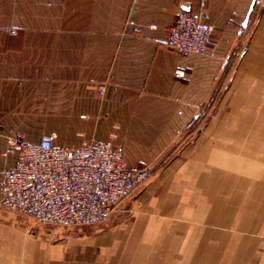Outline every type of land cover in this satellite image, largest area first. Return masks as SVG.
I'll use <instances>...</instances> for the list:
<instances>
[{"label": "crops", "instance_id": "obj_1", "mask_svg": "<svg viewBox=\"0 0 264 264\" xmlns=\"http://www.w3.org/2000/svg\"><path fill=\"white\" fill-rule=\"evenodd\" d=\"M89 1L91 5L113 3ZM121 1L129 7L130 16L135 3ZM4 2L0 0V11L18 10L13 0L8 8ZM67 2L29 0L27 10L42 6L46 10L42 19H48L54 6L58 20H63ZM73 4L78 7L82 0ZM177 5L187 13H207L212 32L204 55L179 56L166 43L167 25L148 23L144 17L135 26L124 25L118 35L73 39L74 60L84 59L82 53L88 52L90 69L94 68L89 75L112 80L97 104L76 88L79 96L73 106H120L121 113L105 110L98 136L110 138L111 122L121 123L126 132L140 130L138 140L150 132L143 136L155 140V147L137 141L132 152L124 150L123 155L130 168L152 174L114 209L106 223L44 247L42 260L32 264H264V0H180ZM48 29L43 22L39 37L0 35V129L13 122L12 106L24 97L29 77L49 76L38 61L50 59V44L58 59L57 101H66V64L60 61L65 60L66 41L71 39L50 37ZM15 60L27 61L29 72L18 71L21 64L15 66ZM176 69L183 70L184 76H176ZM78 70L74 64V75L81 74ZM216 86L221 91L212 103ZM113 92L122 93V100L114 99ZM141 96L153 99L144 102V111L136 112L141 101L132 98ZM195 122L200 125L201 143L191 146V158L186 146L184 178L178 163L156 168L152 155H161L163 142L176 140L183 131L194 137ZM116 130L117 126L113 133ZM6 137L0 155L8 147ZM227 141H232V148ZM151 147L156 148L154 152ZM227 155L233 156L232 162ZM1 157L5 165H0V171L12 166L16 154Z\"/></svg>", "mask_w": 264, "mask_h": 264}, {"label": "rangeland", "instance_id": "obj_2", "mask_svg": "<svg viewBox=\"0 0 264 264\" xmlns=\"http://www.w3.org/2000/svg\"><path fill=\"white\" fill-rule=\"evenodd\" d=\"M67 1L63 20H58V11H56V7L54 6H50L49 8L48 19H42L46 10L40 9L42 6H40L37 11L33 10L32 12L27 10L29 0H13L14 7L18 9L17 11H0V35L18 38L39 37L41 36V25L43 22H46L49 26L48 30L50 37L57 38L58 36H65L67 40L68 38L71 39L66 41L67 51L65 60L60 61V63L66 64L65 84L67 97L65 103L63 101L58 103L57 101L58 88L56 86L58 80V59L56 50H53V45L50 44V59L38 61L40 62L38 64L39 67L42 66L43 69L49 70V76L29 77L32 78V80H29L27 85H25L28 90L24 97L19 100V104L15 102L14 106H12L13 108L11 109L10 115L12 116L13 122L1 125L0 148L6 140V134L15 131H21L24 137L30 141H35L42 134L54 133L56 139L55 144L66 143L72 147L83 146L93 140L107 141L116 146L122 152V155L124 150L126 152H132L133 143L137 141L149 142L148 144L153 143L154 146L152 147H155V140H149L143 136L150 132H144L141 135L142 139L138 140L136 138H138L137 135L140 130L137 129L135 131L136 133L132 132V130L126 132L125 127H121V123L116 125L117 130L114 133L113 128L116 126L112 122L109 124L111 129L110 138L103 139L101 138L102 136H98L105 110L107 114H113L115 112L121 113L122 108H120V106L117 108L110 107L108 109L98 108L97 106L93 108L91 106H73L74 100L79 96L78 92L74 93L76 88L77 90L83 89L86 92L84 93L85 98H87V100H97V104L98 100L104 97L108 85L112 83L109 82L112 81L110 80L111 77L105 75H89L90 70H94V68L90 69L88 52L82 53L84 59L74 60V54L72 52L74 48L73 39L80 37L90 38L95 36L118 35L120 34V30L124 28V25L135 26L137 20L139 21L142 17H144V20L148 21V23L151 20H155L154 23L158 22L161 25L165 24L167 25L166 28H168V25L173 21L175 11L179 9V5L177 4L180 0H145L146 2L143 4L137 3L138 0H134L135 2L130 0V6L133 3H135L133 5H136L134 6L136 13L135 9L134 11L132 9L130 16L128 13L129 7H127L125 2L122 4L121 0H113L111 4L97 2L94 3V5H91L92 3L89 0H82V4L78 7H74V0ZM4 3H7V5L3 7L8 8V4L11 2L7 0V2ZM173 7H175V9H173ZM36 8L37 5H35V9ZM77 8L79 10H77ZM172 9L173 11L171 13ZM154 23H150L149 25ZM177 54L181 57L185 56L178 52ZM13 62L15 66L19 65V63L21 64L18 71L29 72V65L25 64L27 61L15 60ZM74 64H78L80 75H74ZM14 71H16V69H14ZM32 82L34 83L33 87L32 84H30ZM220 91L221 86H219V88L216 86L215 90L211 92L210 100L212 103L217 101ZM47 93H49V101L47 99ZM122 96L120 92H113V98L118 101L122 100ZM132 99H137V102L139 100L141 101L137 104L135 111L142 112L144 111V102L152 101L153 98L141 96L140 98L133 97ZM148 111H150L149 108ZM152 111L154 112V110ZM102 126L104 125L102 124ZM142 126L145 127L146 125L143 124ZM147 126L152 128L151 125ZM153 127L158 129L160 125H153ZM193 127L194 137H190L189 135L187 137L183 131L176 140L163 142L161 155H152L156 168L166 164L178 163L180 166L179 171H183L184 178L186 173L184 171L185 164L187 163V159L192 156L191 146L193 144L197 145L199 142L201 143L197 135L200 125H197L195 122ZM231 143L232 141H227V145L232 148L233 143ZM186 146H189L188 158ZM152 147L150 148V152H154L156 149ZM196 148L194 149V153L199 151L198 146ZM1 156L6 155H0V165L3 166L5 160L2 159ZM226 158L231 160V162L233 161L232 155H227ZM199 162H202V159ZM3 170L6 169H1V171ZM133 170L145 171L146 177L152 174L146 169ZM177 175L178 173H176L175 178H178ZM107 220L90 226L72 225L63 227L58 225H46L33 220L29 216L6 209L0 205V264H32V261H40L42 260V251L44 247L58 244L64 240L65 236L70 234L84 233L90 228L101 226L106 223Z\"/></svg>", "mask_w": 264, "mask_h": 264}, {"label": "built area", "instance_id": "obj_3", "mask_svg": "<svg viewBox=\"0 0 264 264\" xmlns=\"http://www.w3.org/2000/svg\"><path fill=\"white\" fill-rule=\"evenodd\" d=\"M207 18L202 10L177 9L168 27V47L184 55H204L212 32ZM174 74L183 77L184 71ZM6 138L2 155L15 153L16 158L0 172V205L42 224L90 226L105 221L146 177L145 171L129 168L122 152L107 141L72 147L56 145L54 133L35 141L17 132Z\"/></svg>", "mask_w": 264, "mask_h": 264}]
</instances>
